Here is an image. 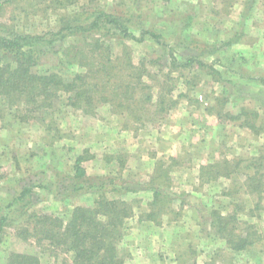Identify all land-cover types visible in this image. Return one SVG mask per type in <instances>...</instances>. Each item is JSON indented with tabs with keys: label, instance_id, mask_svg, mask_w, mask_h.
<instances>
[{
	"label": "rangeland",
	"instance_id": "obj_1",
	"mask_svg": "<svg viewBox=\"0 0 264 264\" xmlns=\"http://www.w3.org/2000/svg\"><path fill=\"white\" fill-rule=\"evenodd\" d=\"M0 3V34L6 37L52 38L63 12L113 5L134 10L129 29L137 37L149 30L164 42L100 31L67 35L54 46L66 48L67 60L74 61L47 59L34 67L70 80L80 70L77 60L88 53L85 49L101 38L110 47L106 54L112 56L108 68L115 66V83L131 79L140 67L147 70L140 85L134 84L128 102L132 111L117 112L103 97L107 90L81 107L58 100L28 120L0 101V217L8 215L0 264L12 252L34 254L41 264H73L71 253L18 232L39 215L55 214L67 222L75 207L91 206L99 197L123 199L134 208L119 244L123 264L264 262L263 243L233 257L212 225L215 211L228 216L240 207L237 216L255 224L264 237V194L256 207V194L244 191L246 172L257 170L264 184V0H81L68 7L51 0ZM189 15L193 20L186 27ZM170 47L180 65L172 62ZM191 57L207 65H181ZM169 88L173 91L165 99L176 102L162 112L166 102L159 99L160 91L163 95ZM144 93L152 98L144 100ZM79 155L86 171L80 178ZM226 161L237 170L230 177L204 175L206 169L223 173ZM25 188L32 189L27 207H9ZM155 196L156 208L166 211L167 203L170 212H160L154 221L148 213Z\"/></svg>",
	"mask_w": 264,
	"mask_h": 264
},
{
	"label": "trees",
	"instance_id": "obj_2",
	"mask_svg": "<svg viewBox=\"0 0 264 264\" xmlns=\"http://www.w3.org/2000/svg\"><path fill=\"white\" fill-rule=\"evenodd\" d=\"M51 1L68 7V5L78 3L81 0ZM133 15V9L124 10L113 5L93 6L73 13L63 12L58 19L57 27L60 29L52 32V38L30 34H16L6 37L0 34V101L5 100L12 107L15 106L19 112V117L28 120L35 118V115L37 116L40 111L46 110L47 112L49 108L52 109L58 100L81 107L83 101L89 102L97 94H101V92L104 94V91L107 90L106 96L103 97L113 103L117 112L132 111L131 103L128 104V102L132 99L131 93L134 92V84L140 85L143 76L147 75V70L140 67V71H133L129 74L130 81L121 80L115 83L113 80L115 66L111 65L110 69L108 68L109 62L112 63V56L106 54L110 51V47L105 48L101 38L95 39L94 44L89 49H85L88 53L84 52L85 55L77 60L80 70L70 80H66L58 72L39 73L34 70V67L47 59L64 63L68 57L66 48L60 50L54 45L56 40L62 42L67 35L78 36L80 34L85 36L87 32L100 31L104 36L119 35L137 41H143L146 35H150L159 43L164 44L161 35L153 31L142 30L141 37H137L129 29L134 23ZM192 20L193 16L189 15L185 26L190 27ZM103 31L105 32L103 33ZM65 53L66 57L64 56ZM170 56L174 64L178 63L171 47ZM72 61L74 60H67V62ZM198 61L200 65H207L194 57L188 58L181 65L186 67ZM102 72L104 75L101 77ZM172 91L173 88H169L163 95L160 91L159 99L164 103L166 102V106L162 104V112L166 111L168 106L173 107L175 105L176 100L169 99L168 101L167 96L166 99L164 96L168 93L171 94ZM150 94H145L144 100L151 99L152 94ZM84 159L83 155H79L75 162L76 175L79 178L83 177L86 172L81 166ZM223 164V173L217 171L213 174L210 169H206L207 172L204 175L209 179H212V176H216V174L220 177H230L237 171L232 169V164L229 162L226 161ZM239 165L240 161H237L235 168ZM202 168L205 169L204 166ZM258 173L257 170L252 174L245 173L246 189H244L245 192L256 194L259 200L256 202V207H260L263 199L262 194H264V184H261L262 175H258ZM31 194V188L23 189L8 206L13 207L18 203V205L22 204V208L23 205L27 207L26 201L30 199ZM158 195L160 196V194ZM155 197L156 200L150 203L152 210L148 213V217L154 221L157 219V215H161L160 212H170V206H167V203L164 204L166 211L156 208L159 198ZM160 202L163 203V200L160 199ZM238 208V212L235 210L228 216L218 214L215 211L213 213L215 217L212 220L216 234L226 240L227 246L233 252V257H235V253L243 252L254 244L261 245L263 243L262 246H264L263 234L255 224L248 223L249 220L237 216L241 210L240 207ZM134 212L133 206L126 200L99 197L91 206L75 207L67 222L55 214L39 215L37 219L34 218L33 225L32 221L30 222L31 227L20 228L18 233L20 237L24 238L27 235L36 236L40 242L48 240L51 245L60 247L61 251L71 253L73 264H123L125 257L121 254L119 244L125 235L124 225ZM255 216L257 215L254 214L252 217ZM176 219L177 217L174 216L170 220ZM7 220L8 215L6 214L0 217V238ZM217 255L221 254L218 253ZM216 259V256L211 257L212 261ZM210 262L205 264H211ZM228 262L233 264L231 260ZM5 264H41V261L34 254L12 252ZM257 264H264V262L258 260Z\"/></svg>",
	"mask_w": 264,
	"mask_h": 264
},
{
	"label": "crops",
	"instance_id": "obj_3",
	"mask_svg": "<svg viewBox=\"0 0 264 264\" xmlns=\"http://www.w3.org/2000/svg\"><path fill=\"white\" fill-rule=\"evenodd\" d=\"M177 221H178V220H177ZM147 248H148V247H147ZM151 261H152V262H151ZM137 262H138V263H141V261H139L138 258H137ZM141 264H144V263H141ZM147 264H160V263L158 262V260H153V259H152V260L149 261V263L147 262ZM197 264H198V263H197Z\"/></svg>",
	"mask_w": 264,
	"mask_h": 264
}]
</instances>
